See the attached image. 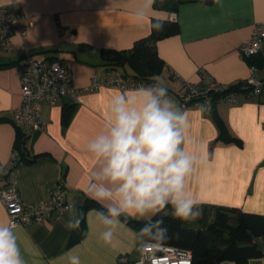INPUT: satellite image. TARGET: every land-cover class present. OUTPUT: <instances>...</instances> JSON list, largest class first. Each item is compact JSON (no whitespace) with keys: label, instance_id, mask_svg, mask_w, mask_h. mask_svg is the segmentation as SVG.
I'll return each instance as SVG.
<instances>
[{"label":"crops","instance_id":"0c3cea01","mask_svg":"<svg viewBox=\"0 0 264 264\" xmlns=\"http://www.w3.org/2000/svg\"><path fill=\"white\" fill-rule=\"evenodd\" d=\"M12 2L24 16L26 34L14 33L9 48H0V164L8 163L20 130L26 159L18 162L15 174L23 202L38 203L61 186L69 204L75 205L74 213L69 207L59 218L54 214L43 223L15 227L26 264H68L71 255L79 256L81 264H118L120 256L131 264L140 259L145 241L133 227L119 217L112 226L111 242L105 243L100 234L109 226L99 215L102 211L84 210V206L100 185L113 192L118 187L101 174L106 161L89 145L110 133L116 98L124 94L133 100L129 107L139 108L146 99L141 90L150 87H101L77 98L42 101L46 126L30 129L14 122L22 102L20 64L28 56L60 59L70 70L74 86L83 87L107 68L105 49H131L151 35L157 19L170 20L172 14L180 31L159 40L157 50L165 61L162 80L175 90L161 103L174 102L172 110L179 107L187 118V123L177 122L183 136L180 148L192 159L182 194L196 200L197 207H236L264 215V96L246 100L240 95L237 104L221 101L215 107L241 144L218 140L219 127L211 109L182 107L179 99L186 82L202 83L201 71L223 84L248 79L251 65L241 55L240 45L252 36L255 24L264 22V0H175L177 12L156 8L155 2L149 6V0H0V6ZM260 54L264 56V46ZM257 74L264 78V65ZM128 81L133 83L131 78ZM153 90L158 94V89ZM114 202L115 197L97 203L108 209ZM80 211L88 219L78 229H66L70 213ZM155 214L130 217L149 220ZM8 222L0 198V223ZM245 264H264V257Z\"/></svg>","mask_w":264,"mask_h":264},{"label":"clouds","instance_id":"9594fccd","mask_svg":"<svg viewBox=\"0 0 264 264\" xmlns=\"http://www.w3.org/2000/svg\"><path fill=\"white\" fill-rule=\"evenodd\" d=\"M155 0H149L151 6ZM163 30V22L157 19L154 25ZM153 87L142 89L146 99L139 108L129 107L133 100L122 94L113 103L115 122L108 135L97 137L89 148L106 161L102 175L107 182L118 185L115 192L106 185H100L94 196L98 203L112 200L113 206L107 213L100 212L103 222L109 226L100 234V239L110 243L114 224L122 214L135 217L147 212L156 213L159 209L172 205V216L181 221H191L199 215L197 201L183 196L184 178L192 167V159L185 155L180 145L183 136L177 122L187 123L186 113L179 107L173 111V103L166 97L168 89L157 80ZM75 212V205H67ZM88 214L70 213L64 223L68 230L78 229ZM163 219L157 221L162 225ZM15 223H0V264H26L18 241ZM151 225L141 229V233L151 231ZM158 243L169 239L167 227H159ZM68 264H81L80 257L69 256Z\"/></svg>","mask_w":264,"mask_h":264},{"label":"built area","instance_id":"2783aa9c","mask_svg":"<svg viewBox=\"0 0 264 264\" xmlns=\"http://www.w3.org/2000/svg\"><path fill=\"white\" fill-rule=\"evenodd\" d=\"M172 14L170 19L176 20ZM23 14L16 8L14 2L0 6V48L7 50L14 33L26 34L23 27ZM264 46V22L255 24L252 36L240 45V53L244 58L260 54ZM254 66L250 67V75L245 82L249 88L247 93L230 92L221 101L237 104L239 96L251 100L255 96L264 95V78L257 74ZM22 102L14 113V122L17 126L30 129H44L46 122L41 115L39 103L42 101L56 102L60 98L72 96L77 98L84 92H90L101 87L116 89L144 88L142 84L129 83L117 70L105 69L100 76H95L91 82L83 87H76L72 82L70 70L63 65L60 59H36L28 56L20 64ZM204 83L184 84V94L181 96L182 107L194 105L204 111L210 110L215 103L211 93L223 92L230 84L217 82L205 71H201ZM21 161V154L14 148L7 164H0V198L5 207L9 221L14 227L30 226L50 220L55 214L59 218L70 205L61 186L52 191L51 195L38 203L26 204L23 202L15 167ZM6 176V177H5ZM118 264H131L126 256H120ZM136 264H193V255L190 250L174 245L159 244L146 241L142 247L140 259Z\"/></svg>","mask_w":264,"mask_h":264},{"label":"trees","instance_id":"16d2710c","mask_svg":"<svg viewBox=\"0 0 264 264\" xmlns=\"http://www.w3.org/2000/svg\"><path fill=\"white\" fill-rule=\"evenodd\" d=\"M205 2L212 3L213 0H205ZM176 6L175 0L155 1L156 8L172 12H177ZM159 20L163 22V30L154 27L151 35L138 40L131 49L118 51L105 49L103 54L108 65L106 69L117 70L127 80L131 78L133 83L142 84L144 87L155 88L157 80L166 86L162 80L165 61L158 53L157 42L179 33L180 26L176 20ZM156 22L157 20L155 24ZM247 59L250 65L257 70L264 65V56L261 54ZM204 82L205 80H202V83ZM245 82L230 84L225 91L210 94L214 101L218 100L211 111L219 127L218 140L225 143L241 144V140L230 133L225 121L216 113L215 107L230 92L247 93L249 88L245 87ZM166 87L168 93L175 91ZM24 144L25 139L19 130L16 148L20 151L21 160L26 159ZM89 207H96L105 214L107 213V208L92 199L87 200L84 210ZM213 209L216 211L215 218L210 221L202 218L198 221L199 224H195L194 220L181 221L174 218L171 214L173 211L171 204L161 209L149 220L136 219L123 214L120 217L133 227L145 242H158L157 229L167 227L169 239L163 243L190 250L193 255V264H221L225 260L245 264L252 258L264 257V215L244 212L236 207H215ZM160 219L164 221L162 225L157 224ZM146 225L152 226L151 231L141 233L140 230Z\"/></svg>","mask_w":264,"mask_h":264},{"label":"rangeland","instance_id":"374dc122","mask_svg":"<svg viewBox=\"0 0 264 264\" xmlns=\"http://www.w3.org/2000/svg\"><path fill=\"white\" fill-rule=\"evenodd\" d=\"M197 210L199 211V215L193 219L195 224H199L198 221L202 218L210 221L216 216V211L212 208L197 207Z\"/></svg>","mask_w":264,"mask_h":264}]
</instances>
